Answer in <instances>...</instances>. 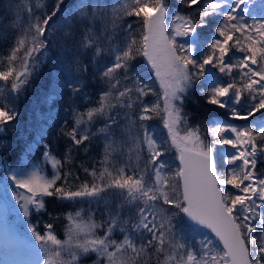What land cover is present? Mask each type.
Wrapping results in <instances>:
<instances>
[{"label": "snow or ice", "instance_id": "obj_1", "mask_svg": "<svg viewBox=\"0 0 264 264\" xmlns=\"http://www.w3.org/2000/svg\"><path fill=\"white\" fill-rule=\"evenodd\" d=\"M178 3L192 11L173 12L169 0L120 7L76 0L71 9L54 0L50 12L32 0L4 6L0 29L17 35L0 70L13 98L0 104V188L34 241V258L6 264H81L89 256L92 264H264V171L257 168L264 163V16L249 15L254 0ZM49 61L43 103L56 113L66 94L68 119L56 127L50 115L42 131L55 128L68 142L61 158L44 136L29 140L20 131V103ZM90 80L101 86L98 104L82 110L76 101L90 100ZM198 86L208 105L223 110L203 129L189 125L184 111ZM156 119L159 138L149 125ZM9 132L15 140L5 139ZM96 138L104 141L100 167L81 166L92 178L81 180L73 152H87ZM37 146L39 164L26 159ZM218 146L231 151L218 156ZM46 198L87 204L88 220L83 208L69 211L61 240L52 223L31 221L47 211ZM101 208L107 219L97 223ZM4 246H11L7 233Z\"/></svg>", "mask_w": 264, "mask_h": 264}, {"label": "trees", "instance_id": "obj_2", "mask_svg": "<svg viewBox=\"0 0 264 264\" xmlns=\"http://www.w3.org/2000/svg\"><path fill=\"white\" fill-rule=\"evenodd\" d=\"M54 0H32L33 5L39 4L41 5L40 11H48L50 12L53 6ZM130 0H109V3H117L118 7L125 3H129ZM151 2V0H150ZM17 0H0V16L4 15L3 8L7 4L15 5ZM76 3V0H65V4L63 5L64 9H71L73 5ZM170 8L173 12L179 11L184 14L190 13L192 10L178 3V0H169ZM264 4V0H254V3L250 5V16L255 15L256 18H261L264 16V8L261 5ZM40 12H37L39 15ZM128 21L135 20L134 17L126 18ZM58 28V24L56 25ZM209 30L205 29L204 33H207ZM17 34L11 31H7L4 29H0V70H6L8 66V58L11 55L12 47L14 46V38ZM202 38L203 35H202ZM235 55L239 56L240 53H235ZM51 61L48 64L42 66V69L39 73L38 78L33 79L34 87H30L27 90L26 98L20 103L21 117H20V131H27L29 133L28 139L32 140L33 137H41L44 136L47 142L52 144V152L57 158H61L64 156L65 147L67 145V141L60 137L57 139L55 128L50 131H42L45 129V125L48 123L49 116L55 115L56 118V127H59V124L68 119L66 112V101L67 95L65 94L63 100L57 101L54 105L56 108V113H51V110L46 109L43 103L44 91L47 88L48 81L50 79L49 75V67ZM19 70V61H17L14 65ZM145 77H147V73H144ZM10 83L0 81V104L10 103L12 102V95L10 92ZM100 85L97 83L89 81V86L85 89L86 94L90 97V100L86 103L84 100L77 98V105L85 110L87 107L97 106L99 94H100ZM199 87L197 90L189 95L187 100L185 101L184 111L189 114V125L196 126L199 125L201 128H206L208 126V121L210 118H221L223 115V110L208 105L205 102V98L200 94ZM148 101L154 100V97L149 96L146 98ZM259 116V113L257 114ZM160 120L156 119L149 122L150 128L154 129L156 132L157 138L164 135L163 129L160 127ZM242 123V122H240ZM99 122L96 124V127H99ZM5 139L15 140L16 134L9 132L8 136ZM103 147L104 141L102 138L93 139L89 145L88 151L85 152L84 148L73 152L74 162L72 171L77 174L81 180H89L91 181V176H85L83 172V167H88L90 170L93 167L99 168V160L103 155ZM228 146H218V156H223L224 153L228 154L230 151L227 148ZM26 159L32 163L39 164L41 162L40 150L37 146L33 152L27 154ZM23 162V161H21ZM11 166L15 167L16 163L11 162ZM45 169V173L49 176L52 175V168L50 165H43ZM258 170L264 171V163H259L257 165ZM67 166L64 167L63 171H67ZM6 168L3 165H0V178L5 174ZM9 201H11L9 199ZM14 203L13 201H11ZM47 211L41 213L39 216L33 214L31 217L32 223H36L37 221L43 225L45 223H52L54 225V232L58 235L61 240L67 239L66 231L69 226V222L66 220V214L71 211L73 215L76 211H80L82 208L85 210L81 213V217L83 220H88V205L87 204H79V203H69L62 202L57 200L56 198H46ZM103 208L101 211L96 212L93 215V219L97 223H103L107 217L102 214ZM51 214V215H49ZM18 226L17 230L20 235L26 236L30 242L34 244V241H31L30 233L27 228L22 229ZM106 227V225H105ZM97 235H103V229L97 231ZM114 239H121L122 237L117 232L113 236ZM64 259H68L67 256ZM95 259L94 256H89L87 259H84L81 264H92V261Z\"/></svg>", "mask_w": 264, "mask_h": 264}, {"label": "rangeland", "instance_id": "obj_3", "mask_svg": "<svg viewBox=\"0 0 264 264\" xmlns=\"http://www.w3.org/2000/svg\"><path fill=\"white\" fill-rule=\"evenodd\" d=\"M118 5L119 4L117 3H111L110 7H118ZM227 148L229 151H231L229 146ZM224 155H227V153H224ZM9 199L13 201L12 198L10 196H7L2 188H0V233L2 235V238L3 240H5V234L7 233L8 237H10L12 241L14 240L17 242L12 243L13 246L11 245L10 250H15V248H17L18 246H23L24 251L30 252L31 257L34 258V244L30 242V240L26 236L20 235L19 231L17 230L18 226H20L19 228L22 229L26 228L25 220L22 214L18 211L16 213L9 212ZM14 203L12 204L14 205Z\"/></svg>", "mask_w": 264, "mask_h": 264}, {"label": "bare ground", "instance_id": "obj_4", "mask_svg": "<svg viewBox=\"0 0 264 264\" xmlns=\"http://www.w3.org/2000/svg\"><path fill=\"white\" fill-rule=\"evenodd\" d=\"M4 241L2 238V235L0 233V264H6V261H10L11 259H16L19 260H29L32 259L31 253L30 252H25L23 249V246H18L15 248V250H10V248L6 249L4 246ZM16 241L11 240V245L12 243ZM20 245V244H19ZM13 246V245H12ZM11 247V246H10Z\"/></svg>", "mask_w": 264, "mask_h": 264}]
</instances>
